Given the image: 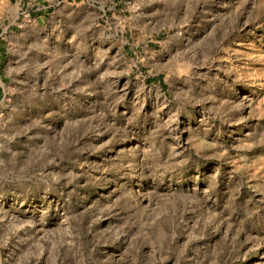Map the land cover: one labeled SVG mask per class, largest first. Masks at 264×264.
I'll list each match as a JSON object with an SVG mask.
<instances>
[{"label":"rangeland","instance_id":"obj_1","mask_svg":"<svg viewBox=\"0 0 264 264\" xmlns=\"http://www.w3.org/2000/svg\"><path fill=\"white\" fill-rule=\"evenodd\" d=\"M0 264H264V0H0Z\"/></svg>","mask_w":264,"mask_h":264}]
</instances>
